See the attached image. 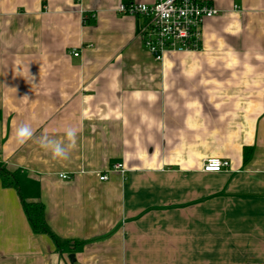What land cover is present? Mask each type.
<instances>
[{"label":"crops","instance_id":"obj_1","mask_svg":"<svg viewBox=\"0 0 264 264\" xmlns=\"http://www.w3.org/2000/svg\"><path fill=\"white\" fill-rule=\"evenodd\" d=\"M131 1L154 0H0V163L17 183L0 176V264H264V0H206L220 13L200 48L159 62L142 17L117 11ZM68 130L67 158L41 146ZM211 157L230 165L205 172Z\"/></svg>","mask_w":264,"mask_h":264},{"label":"built area","instance_id":"obj_2","mask_svg":"<svg viewBox=\"0 0 264 264\" xmlns=\"http://www.w3.org/2000/svg\"><path fill=\"white\" fill-rule=\"evenodd\" d=\"M123 15L141 16L142 25L138 31L143 47L156 62L162 61L167 53L196 50L201 44V24L206 18L218 15L220 10L206 0H154L152 3L131 1L122 3L118 10ZM83 21L90 15H84ZM78 56V52H73ZM226 160L211 157L203 162V171L218 172L228 168ZM124 172L122 163L111 167ZM65 179L67 175L60 174ZM108 178L106 173L101 180ZM263 264V263H256Z\"/></svg>","mask_w":264,"mask_h":264},{"label":"trees","instance_id":"obj_3","mask_svg":"<svg viewBox=\"0 0 264 264\" xmlns=\"http://www.w3.org/2000/svg\"><path fill=\"white\" fill-rule=\"evenodd\" d=\"M0 176L6 186H17L14 176L0 163ZM22 207L27 217L30 228L34 234L47 233L53 235L44 220V208L40 203L26 202L22 199Z\"/></svg>","mask_w":264,"mask_h":264},{"label":"clouds","instance_id":"obj_4","mask_svg":"<svg viewBox=\"0 0 264 264\" xmlns=\"http://www.w3.org/2000/svg\"><path fill=\"white\" fill-rule=\"evenodd\" d=\"M32 135V130L29 125L23 124L17 127L14 139L18 145H22L26 142ZM70 143L67 147L62 142L42 138L41 139V146L50 149L53 156L55 158H67L68 156V148L74 146L76 132L75 130H68L66 133Z\"/></svg>","mask_w":264,"mask_h":264},{"label":"water","instance_id":"obj_5","mask_svg":"<svg viewBox=\"0 0 264 264\" xmlns=\"http://www.w3.org/2000/svg\"><path fill=\"white\" fill-rule=\"evenodd\" d=\"M70 257H71V262L74 263V257H73V255H71Z\"/></svg>","mask_w":264,"mask_h":264}]
</instances>
